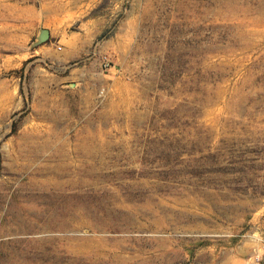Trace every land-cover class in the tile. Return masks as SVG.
Masks as SVG:
<instances>
[{
    "label": "rangeland",
    "instance_id": "374dc122",
    "mask_svg": "<svg viewBox=\"0 0 264 264\" xmlns=\"http://www.w3.org/2000/svg\"><path fill=\"white\" fill-rule=\"evenodd\" d=\"M237 254L264 264V0H0V264Z\"/></svg>",
    "mask_w": 264,
    "mask_h": 264
},
{
    "label": "crops",
    "instance_id": "0c3cea01",
    "mask_svg": "<svg viewBox=\"0 0 264 264\" xmlns=\"http://www.w3.org/2000/svg\"><path fill=\"white\" fill-rule=\"evenodd\" d=\"M242 256H240V254L233 256L232 258H230L231 260L229 261L228 264H242Z\"/></svg>",
    "mask_w": 264,
    "mask_h": 264
},
{
    "label": "water",
    "instance_id": "95a60500",
    "mask_svg": "<svg viewBox=\"0 0 264 264\" xmlns=\"http://www.w3.org/2000/svg\"><path fill=\"white\" fill-rule=\"evenodd\" d=\"M48 37V32L46 29H42L39 35V40L44 41Z\"/></svg>",
    "mask_w": 264,
    "mask_h": 264
},
{
    "label": "built area",
    "instance_id": "2783aa9c",
    "mask_svg": "<svg viewBox=\"0 0 264 264\" xmlns=\"http://www.w3.org/2000/svg\"><path fill=\"white\" fill-rule=\"evenodd\" d=\"M107 64V63H106Z\"/></svg>",
    "mask_w": 264,
    "mask_h": 264
}]
</instances>
